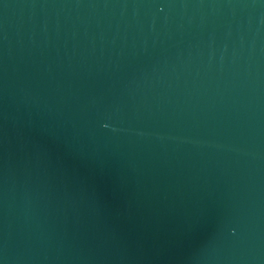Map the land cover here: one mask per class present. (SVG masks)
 Here are the masks:
<instances>
[{
	"label": "water",
	"instance_id": "1",
	"mask_svg": "<svg viewBox=\"0 0 264 264\" xmlns=\"http://www.w3.org/2000/svg\"><path fill=\"white\" fill-rule=\"evenodd\" d=\"M0 264H264V0H0Z\"/></svg>",
	"mask_w": 264,
	"mask_h": 264
}]
</instances>
